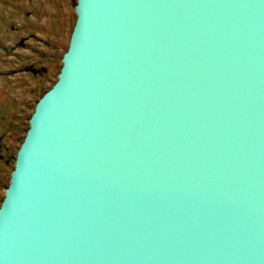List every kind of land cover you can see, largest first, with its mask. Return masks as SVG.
<instances>
[{
	"label": "water",
	"instance_id": "95a60500",
	"mask_svg": "<svg viewBox=\"0 0 264 264\" xmlns=\"http://www.w3.org/2000/svg\"><path fill=\"white\" fill-rule=\"evenodd\" d=\"M0 201V264H264V0H75Z\"/></svg>",
	"mask_w": 264,
	"mask_h": 264
},
{
	"label": "rangeland",
	"instance_id": "374dc122",
	"mask_svg": "<svg viewBox=\"0 0 264 264\" xmlns=\"http://www.w3.org/2000/svg\"><path fill=\"white\" fill-rule=\"evenodd\" d=\"M75 0H0V201L36 99L56 79Z\"/></svg>",
	"mask_w": 264,
	"mask_h": 264
}]
</instances>
